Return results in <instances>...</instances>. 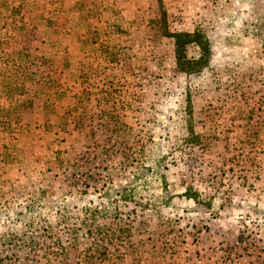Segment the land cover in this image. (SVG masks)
Here are the masks:
<instances>
[{"label":"rangeland","instance_id":"374dc122","mask_svg":"<svg viewBox=\"0 0 264 264\" xmlns=\"http://www.w3.org/2000/svg\"><path fill=\"white\" fill-rule=\"evenodd\" d=\"M178 1L0 0V264H264V0Z\"/></svg>","mask_w":264,"mask_h":264},{"label":"trees","instance_id":"16d2710c","mask_svg":"<svg viewBox=\"0 0 264 264\" xmlns=\"http://www.w3.org/2000/svg\"><path fill=\"white\" fill-rule=\"evenodd\" d=\"M159 5L163 6L162 0H159ZM160 16L165 22L166 18L163 7ZM116 31H119V29H116ZM101 33L108 32L102 31ZM164 37L174 40L175 59L179 72L191 75L199 73L209 66L211 59V44L206 34L201 30L196 29L193 33L174 34L165 31ZM191 50H195V53H191Z\"/></svg>","mask_w":264,"mask_h":264},{"label":"crops","instance_id":"0c3cea01","mask_svg":"<svg viewBox=\"0 0 264 264\" xmlns=\"http://www.w3.org/2000/svg\"><path fill=\"white\" fill-rule=\"evenodd\" d=\"M102 1L105 2L106 4H111V5L114 4L115 10L117 11L118 15H126L131 10V9L128 10V8L126 9L124 7L125 1H128V4L129 3L134 4V3L138 2V0H102ZM206 1L207 0H179L177 2V4H181V3L183 4V2H187V4L189 6L193 7V6H197L198 4L201 6V4L206 3ZM92 2H95V0H92ZM144 2H147L148 4L150 3V7L152 9L155 8V0H144ZM117 6H121V7H117ZM92 7H93V5H92ZM192 10H193V8H192ZM121 19H122V17H121Z\"/></svg>","mask_w":264,"mask_h":264}]
</instances>
